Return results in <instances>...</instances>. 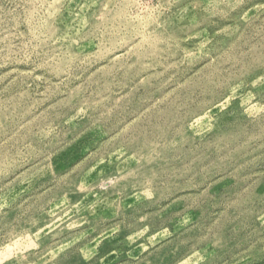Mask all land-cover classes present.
Segmentation results:
<instances>
[{
  "label": "rangeland",
  "instance_id": "rangeland-1",
  "mask_svg": "<svg viewBox=\"0 0 264 264\" xmlns=\"http://www.w3.org/2000/svg\"><path fill=\"white\" fill-rule=\"evenodd\" d=\"M0 264H264V0H0Z\"/></svg>",
  "mask_w": 264,
  "mask_h": 264
}]
</instances>
